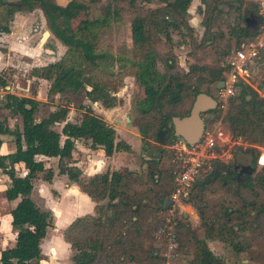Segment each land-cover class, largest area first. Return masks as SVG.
<instances>
[{"label": "trees", "instance_id": "1", "mask_svg": "<svg viewBox=\"0 0 264 264\" xmlns=\"http://www.w3.org/2000/svg\"><path fill=\"white\" fill-rule=\"evenodd\" d=\"M103 1L66 0L64 4H58L55 0H0V32L9 31V22L15 12H29L37 8L42 13L50 35L64 48L58 59L33 67L30 72L32 76L47 82L48 96L60 98L61 102L55 104L51 111L36 119L39 101L13 93H4L0 100L1 107L10 116L20 118V126L12 129L2 128L0 123V134L11 135L14 144L12 152L0 154V170L9 180L4 198H17L16 206L9 211L10 226L15 231L13 244L0 250V264H40V242L46 229L52 226V216L50 211L40 209L31 200L30 191L33 179L51 181L53 169L43 159L49 157H56L57 172L75 183L94 202L93 214L75 217L62 230V239L71 250L70 264H129L158 256L159 241L152 230L156 232L162 224V218L144 222L141 213L144 208H149L146 199L153 205L149 208L152 215L156 216L167 207L172 187L167 193L162 189L160 163L163 158L168 159V145L174 142L175 137L170 130L164 146L155 144L153 148L149 141H156V132L173 116L188 115L198 93L210 95L216 100V85L222 77L223 68L193 65L187 70H178L176 67L180 66L174 55L161 58L156 50L154 35H161L170 42L173 32L180 36L184 31L183 44L191 43L193 28L187 21L190 0H158L159 3L151 8H137L136 0ZM122 1L133 8L128 21L131 56L113 57L98 46L104 31L112 23L123 20L118 5ZM228 7L235 12L228 31L234 37L235 46L231 48L237 49L252 42L258 34L259 18L253 3L248 0H199L195 11L204 17L200 23L205 26L213 12L220 13ZM249 12L255 13L257 19L252 29H248ZM79 15L83 17L77 19ZM73 20H76L74 27L71 24ZM158 60L162 63V70L158 68ZM114 61L121 68L130 69L138 88L132 98V117L128 116L129 122L136 126L142 147L147 145V148L158 151L159 155L145 160L143 176L120 168L86 177L77 166L71 164L75 139L87 141L91 149L100 147L106 156L113 151H130L129 145L123 139H116L113 127L95 114L91 107L93 102L104 108L119 104L111 89L116 88L112 78L116 76L120 80L121 77L108 69ZM197 71L204 76H197ZM193 73L196 81L188 84L187 79ZM203 81L209 83L208 90L197 85ZM0 85H3L2 80ZM86 85L90 88L86 89ZM63 94L82 98L77 106L80 112L72 120L67 119L66 105L70 100L64 99ZM219 109L216 103L213 109L202 112L200 117L206 123L212 122L220 115ZM220 122L234 137L246 140L249 145L264 146V99L256 94L249 83L240 81L236 84V92L227 99ZM255 158L256 155L249 168L238 172L233 163L218 165L216 170H211L205 178L190 187L187 199L183 201L190 205L193 203V206L195 200L201 203V190L216 179L225 186L234 183L239 188L250 187L249 181L262 182L264 164L259 167L257 176L250 178L255 172ZM22 170L25 172L20 175ZM167 171L173 186V174L170 168ZM141 177L153 181L155 188L138 192L133 187L132 190L131 184L140 183ZM234 194L242 200L239 206L220 205V216L215 214L209 219L200 217L205 220L204 229L200 234L190 233L187 238L192 246L187 264H225L223 257L209 248V241L229 245L235 254L246 253V260L250 262H255V254L261 253L259 264H264V252H243V249L248 248L232 240L233 237H239V233H253L254 228L264 221V204L254 205L243 199L237 189ZM195 207L201 216L200 206L195 204ZM251 214L253 216L250 218ZM176 223L174 239L176 251L179 252V247L187 245L186 233L180 230L185 229L187 224L181 222V218Z\"/></svg>", "mask_w": 264, "mask_h": 264}, {"label": "rangeland", "instance_id": "2", "mask_svg": "<svg viewBox=\"0 0 264 264\" xmlns=\"http://www.w3.org/2000/svg\"><path fill=\"white\" fill-rule=\"evenodd\" d=\"M104 2L103 0H101ZM251 3H253L251 0H248ZM159 3L158 0H136L137 8L141 7H155L156 4ZM254 4V3H253ZM118 5L121 7V12L123 16V20L120 22L112 23L110 27L104 31V34L100 37V44L98 46L99 49L105 50L108 52L111 56H131L130 51V40H129V27H128V21L131 17L133 8L132 6H129L126 1L119 2ZM255 5V4H254ZM256 7V5H255ZM228 7V9H225L221 11L220 13L213 12L212 15L208 18V25L202 26L203 30L201 33H197L194 29L192 31V39L191 43L188 44L185 43L184 45H187V53L183 56V59L181 60L183 62V65L179 64V57H177L174 54V48L177 49L178 45L183 44L182 36L184 35V31L181 32V35L179 36L175 32L172 33V39L168 42L164 37L161 35H154L153 41L154 45L156 47V50L161 55V58H165L169 55H174L176 58V62L179 64L180 67H176V69H184L187 70L190 68V66L198 65V66H204V67H210V68H217L221 67L220 63L223 60L224 54L227 52V50H230L231 46H235L234 43V37L229 33L228 29L229 26L232 24V18L235 15V12L232 10V8ZM82 15H79L77 19L82 18ZM249 20L248 29H252L255 21H257L256 17L254 16L253 12H249L247 16ZM76 19V20H77ZM188 19V15H187ZM204 17L200 16V21L203 22ZM76 20L72 21V26L74 27L76 25ZM189 24V23H188ZM206 27L205 31L204 28ZM47 29L44 27L41 30ZM194 36V37H193ZM40 37V33L37 32V35L35 37V41ZM42 45V49H47V52L49 50H52L54 53V56L50 57L52 61H55L58 57H60L64 51V48L56 41H54V38L52 35H50L46 41H44ZM108 68V67H107ZM158 68L162 70L163 66L162 63L158 60ZM108 69L113 70L114 72H117V76L121 77L120 80L113 77V84L116 86L114 90L111 89V93L114 94V96L119 100V104L116 106V111L119 112L121 115L126 114L130 118L132 117L131 114V103L132 98L137 94L138 88L133 80V77L131 76L130 69L123 67L121 68L120 65L114 61L113 66L109 67ZM223 71V69H222ZM196 75L204 76L202 72H196ZM106 79V77L104 76ZM222 78V77H221ZM264 68L257 69L248 79L247 82L250 84V87L256 92L257 95L262 97L264 99ZM107 80V79H106ZM187 83H195V74H191L188 79ZM39 84V82H37ZM209 83L206 81L201 82L200 84H197L201 89L208 90L209 89ZM48 85L46 81L42 82L40 85H38V89L41 90V94L44 95V91H46ZM89 85H86V89H89ZM17 92V91H16ZM21 96V95H20ZM65 98H68L70 102L66 105L68 108L67 112V119L72 120L75 116L78 115L80 112L79 109H77L78 104L82 101V98L80 96H70L67 94L62 95ZM62 97V98H63ZM58 96L52 97V99H47L46 102H39L38 109L35 112V118L39 119L43 115H45L47 111V106L50 104L54 106V104L60 103ZM51 102V103H50ZM84 103H87L86 100L83 101ZM41 103V104H40ZM65 104V102H62V104ZM188 104V102H185ZM218 107L219 104H218ZM101 108V107H100ZM226 108V107H225ZM224 109H219V114H224ZM105 110V108L103 107ZM107 110V109H106ZM93 112L100 116L103 120L110 123V118L113 116H110L108 113H105L103 110H95L93 109ZM8 115V113H5ZM4 114V115H5ZM3 113H1V116ZM5 115V116H6ZM12 117V116H11ZM122 116H120L121 118ZM19 122L20 118L17 117ZM16 120V119H15ZM133 120H135V117L133 116ZM12 125L14 119L11 120ZM112 124V123H111ZM14 128V127H12ZM11 128V129H12ZM58 128V126H57ZM232 135V134H231ZM167 136V135H166ZM233 136V135H232ZM235 141L239 139V141L235 142L233 145L231 151L229 153H225L219 162L216 163V167L218 165H225L229 163H233L236 166V172L241 171L242 169H247L252 163L254 155H256L255 158V172L251 175L250 178H255L257 174L259 173V167L264 164V146H258V145H249L246 140H243L240 137H234ZM166 142V139H165ZM149 144L154 148L157 144L160 145L156 141L150 139ZM159 155V152H158ZM157 155V156H158ZM261 162H259L260 156ZM153 155H151L149 158H151ZM162 156V154H161ZM165 156V153L163 152V157ZM46 165L50 167H54L53 169L57 170L56 168V160L54 159H47L44 158ZM168 159L163 158L162 164L160 163V174L161 179L163 181V187L162 189L164 192H169L171 189V181L168 178ZM162 166V167H161ZM213 168V166H212ZM139 174V173H138ZM5 176V178L3 177ZM0 176L4 178L5 183H8V177L7 175L0 170ZM56 179L54 183H52L53 187L49 190L45 191L43 195H40V197H37V204L41 209L45 206H51V208L54 207L55 201L58 197L57 189L59 186H62V183L57 182ZM143 183V184H142ZM250 187L247 188H239L235 186L234 183H231L229 185H223L221 183V180H212L206 186L203 190H201L202 195V202L199 203V200H195L194 206L193 203L190 205L188 203H185L184 201L181 202L182 212H176L173 213V218L177 222L178 218H181V222H186L187 226L185 229H180L181 232H185L186 236L185 239H187L190 236V233L193 234H200L204 229V222L205 220L200 219V217H207L208 219L213 217L215 214L217 216H220V212L218 211L219 206H239V204L242 202L238 196L234 194V190L237 189L239 191L240 196H242L243 199L247 201H251L254 203V205L257 204H264V179H262V182L258 183L256 181H249ZM154 182L150 181L147 177H141L140 183H132L131 189L136 188L138 192L141 191H147L146 188H155ZM57 188V189H52ZM198 192V191H196ZM187 199V198H186ZM13 200V201H12ZM8 200L7 203L3 202L0 204V216L8 217L9 211L15 207L17 204V198ZM13 202L15 205H12ZM146 205L149 208H152L151 201L147 202V199L145 201ZM195 204L199 207V211L201 213V216L198 215L197 211L195 210ZM144 208L141 213V220L144 222L146 221H153L154 219L162 218L164 211H159L157 215H152V211L150 209ZM253 215H250V218ZM183 217V219H182ZM1 220V219H0ZM10 220V216H9ZM175 222L174 226L177 224ZM158 225H156L157 227ZM173 226V231H174ZM12 228V227H11ZM155 230H152L153 235L155 236ZM10 236V234H8ZM7 235V236H8ZM9 238V237H8ZM7 238V239H8ZM159 242H157V258H151V259H142L140 262H130L129 264H165L164 259V240L162 238L157 239ZM233 242H236L240 246H244L248 249H243V252H264V221L260 222V225L256 228H254L253 233L249 232H243L242 234L239 233V237H233ZM209 248L215 253L223 257L225 264H259L261 260V253L255 254L257 259L255 262H250L246 260V253H239L235 254L233 249L229 245H225L222 242L213 241L210 242ZM13 244V241L8 242H1L0 243V250L7 248ZM186 244L184 247H179V252L177 255L176 260L172 264H187V260L190 256V251L192 250V246L190 245V240L187 239Z\"/></svg>", "mask_w": 264, "mask_h": 264}, {"label": "crops", "instance_id": "3", "mask_svg": "<svg viewBox=\"0 0 264 264\" xmlns=\"http://www.w3.org/2000/svg\"><path fill=\"white\" fill-rule=\"evenodd\" d=\"M55 1L58 4H64L66 0ZM198 4L199 0H190L187 8V21L199 34L203 28L200 23V14L195 11ZM256 14L254 13V15ZM43 25L46 27L42 13L39 9L35 8L29 12H15L9 22V31L0 32V80L3 81V85H0V100L4 93L26 96L46 103L47 99H52L48 96L47 89L44 91V95H42L41 90L37 88L45 80L32 76L30 73L33 67L53 62L50 58L54 56L53 51L49 50L47 52V49H42L44 41L50 36L47 29L41 30ZM44 31H48V36L41 42L40 37ZM37 32L40 33V37L35 41ZM54 41L56 42L57 40L54 38ZM187 51V45L184 44L178 45L177 49L174 48V54L180 58V65H183L181 60ZM91 107L98 111L99 109L103 110L105 113L113 116L110 118V123H107L113 127L116 133V139H123L129 145L130 151H113L111 155L106 156L100 147L97 146L91 149L88 147L87 141L75 139L71 154V164L77 166L81 170V174L86 177L104 172L105 170L111 171L120 168L138 172L143 176L146 167L145 160L149 158L146 156V150H150L151 152L156 150L147 148V145L142 147L141 136L136 126L130 123L129 119L126 121L128 115H121L116 111L117 106L105 108L104 110L99 103L93 102ZM53 108L54 106L50 104L47 106V111H51ZM1 113H3L2 116ZM5 113H8L7 110L3 109L0 104V123L2 128L6 127L7 129H11L12 127L20 126L18 116L11 117L9 113L8 115ZM120 116L122 117L120 118ZM13 119V123L15 124L12 125L11 120ZM0 140V154L9 153L14 150L11 135L2 133L0 134ZM47 159L57 161L56 157H49ZM24 172L22 170L19 174L22 175ZM3 177L5 178L4 175ZM3 177L0 176V204L8 202L4 198V190L8 186L9 180L8 183H5ZM56 179L58 180L57 182L62 183V186H59L58 189L52 188L57 189L58 192L54 207L51 208L52 205L43 207L47 208L51 213L52 226L46 229L45 236L40 242V264H70L69 257L71 250L68 243L62 239V230L75 217L84 214H93L94 202L75 183L69 182L65 175L59 174L55 169H53V177L50 182L39 179L32 180L30 198L37 206L36 198L49 190L50 188L48 187H53L52 183ZM11 203L15 205L13 202ZM39 208L41 209V207ZM0 219V243L11 241V239L13 241L15 231L10 226L9 216H0ZM210 242L213 241H209L208 246L211 244Z\"/></svg>", "mask_w": 264, "mask_h": 264}, {"label": "built area", "instance_id": "4", "mask_svg": "<svg viewBox=\"0 0 264 264\" xmlns=\"http://www.w3.org/2000/svg\"><path fill=\"white\" fill-rule=\"evenodd\" d=\"M256 5L259 18L258 34L252 42L240 48L228 50L220 63L223 68L221 86L216 88V103L224 109L227 99L236 92V84L247 79L260 65L264 66V0H251ZM220 114L216 120L205 123L196 143L189 146L174 140L168 145V167L173 174V186L168 195V204L162 216V224L157 227L155 237L164 240L165 264H172L177 258L173 226V213L182 212L181 202L187 198V192L197 181L205 178L212 170L213 162H219L225 153H229L239 141L221 124ZM262 163V162H261Z\"/></svg>", "mask_w": 264, "mask_h": 264}, {"label": "water", "instance_id": "5", "mask_svg": "<svg viewBox=\"0 0 264 264\" xmlns=\"http://www.w3.org/2000/svg\"><path fill=\"white\" fill-rule=\"evenodd\" d=\"M48 36V31H44L40 37V41L43 42ZM221 81L216 85V88L221 86ZM216 106V100L213 99L210 95L204 93H198L190 108L188 115L183 117L173 116L162 129L158 130L155 134L157 142L160 145L165 144L166 135L171 130L175 140L183 142L189 146H192L196 143L202 133L205 121L202 120L200 114L207 110L213 109ZM128 121V117H126ZM151 155L157 156L158 151L151 152L146 150V156L150 157ZM216 170V163L213 162L212 171ZM169 198H167L168 203Z\"/></svg>", "mask_w": 264, "mask_h": 264}, {"label": "bare ground", "instance_id": "6", "mask_svg": "<svg viewBox=\"0 0 264 264\" xmlns=\"http://www.w3.org/2000/svg\"><path fill=\"white\" fill-rule=\"evenodd\" d=\"M261 157H262V155L260 156L259 162H262V161H261Z\"/></svg>", "mask_w": 264, "mask_h": 264}, {"label": "flooded vegetation", "instance_id": "7", "mask_svg": "<svg viewBox=\"0 0 264 264\" xmlns=\"http://www.w3.org/2000/svg\"><path fill=\"white\" fill-rule=\"evenodd\" d=\"M217 173H219V172L217 171Z\"/></svg>", "mask_w": 264, "mask_h": 264}]
</instances>
